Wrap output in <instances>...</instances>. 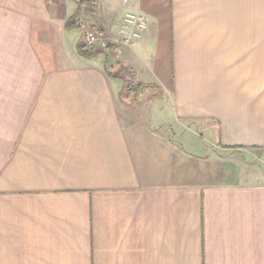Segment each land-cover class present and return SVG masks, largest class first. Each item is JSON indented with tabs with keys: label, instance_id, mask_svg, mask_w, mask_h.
I'll return each instance as SVG.
<instances>
[{
	"label": "crops",
	"instance_id": "0c3cea01",
	"mask_svg": "<svg viewBox=\"0 0 264 264\" xmlns=\"http://www.w3.org/2000/svg\"><path fill=\"white\" fill-rule=\"evenodd\" d=\"M0 264H264V0H0Z\"/></svg>",
	"mask_w": 264,
	"mask_h": 264
},
{
	"label": "built area",
	"instance_id": "2783aa9c",
	"mask_svg": "<svg viewBox=\"0 0 264 264\" xmlns=\"http://www.w3.org/2000/svg\"><path fill=\"white\" fill-rule=\"evenodd\" d=\"M97 0H89L94 7ZM77 25L82 29V44L86 50L102 51L118 57L125 46H130L138 41L148 27V19L142 14L127 13L123 18L122 28L118 34L106 29L80 16Z\"/></svg>",
	"mask_w": 264,
	"mask_h": 264
},
{
	"label": "trees",
	"instance_id": "16d2710c",
	"mask_svg": "<svg viewBox=\"0 0 264 264\" xmlns=\"http://www.w3.org/2000/svg\"><path fill=\"white\" fill-rule=\"evenodd\" d=\"M79 11H80V8H78V10L67 19L66 25H65L67 29H74V28L79 27L77 25V20L79 18ZM78 49H79V52L83 56H87V57H90L92 55H96V54L99 53L98 51L86 50L82 43L78 45ZM149 87H154V86H153V84L137 83V84L134 85L133 88H130V89H131V91L134 92L135 95H138L145 88H149ZM160 94H161V91H160Z\"/></svg>",
	"mask_w": 264,
	"mask_h": 264
},
{
	"label": "rangeland",
	"instance_id": "374dc122",
	"mask_svg": "<svg viewBox=\"0 0 264 264\" xmlns=\"http://www.w3.org/2000/svg\"><path fill=\"white\" fill-rule=\"evenodd\" d=\"M82 36H83V31H82ZM134 85H135V83L132 82V81H127V82H125V84H124V88H125L126 90H124V92H126V91H131L130 88H133ZM122 91H123V90H122ZM160 98H161V96L158 95V94H157V91H156V109H158V107L160 108L161 106H162V107H167V102H166V101H162V99H160Z\"/></svg>",
	"mask_w": 264,
	"mask_h": 264
}]
</instances>
